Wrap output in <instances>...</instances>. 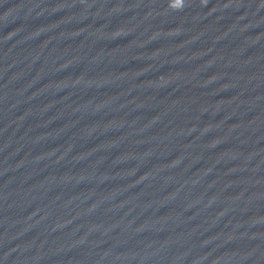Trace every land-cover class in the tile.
<instances>
[{"label": "water", "instance_id": "obj_1", "mask_svg": "<svg viewBox=\"0 0 264 264\" xmlns=\"http://www.w3.org/2000/svg\"><path fill=\"white\" fill-rule=\"evenodd\" d=\"M0 264H264V0H0Z\"/></svg>", "mask_w": 264, "mask_h": 264}]
</instances>
